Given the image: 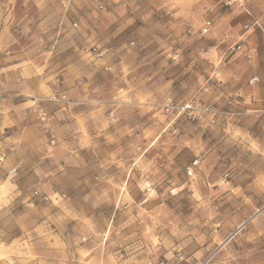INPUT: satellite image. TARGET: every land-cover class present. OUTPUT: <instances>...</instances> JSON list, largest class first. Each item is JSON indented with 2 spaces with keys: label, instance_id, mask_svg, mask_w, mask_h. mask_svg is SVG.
I'll use <instances>...</instances> for the list:
<instances>
[{
  "label": "rangeland",
  "instance_id": "374dc122",
  "mask_svg": "<svg viewBox=\"0 0 264 264\" xmlns=\"http://www.w3.org/2000/svg\"><path fill=\"white\" fill-rule=\"evenodd\" d=\"M0 264H264V0H0Z\"/></svg>",
  "mask_w": 264,
  "mask_h": 264
},
{
  "label": "built area",
  "instance_id": "2783aa9c",
  "mask_svg": "<svg viewBox=\"0 0 264 264\" xmlns=\"http://www.w3.org/2000/svg\"><path fill=\"white\" fill-rule=\"evenodd\" d=\"M209 27H210V23H209V22H206V23H205V26H204V28H203V33H206V32L208 31ZM238 49H240V47H239ZM255 81H256V79H255V78H252V79L250 80L249 84L253 85V84L255 83ZM61 101H62V102L65 101V97H61ZM171 109H172V108H171L169 105H165V106L163 107L162 111L165 112V113H168V112H170ZM182 109H183V108H182ZM183 110H184V109H183ZM42 116L45 117L46 114H42ZM195 164H196V162L193 163V165H195ZM187 173H188V175H191V168H188ZM44 200H45V198H44Z\"/></svg>",
  "mask_w": 264,
  "mask_h": 264
}]
</instances>
